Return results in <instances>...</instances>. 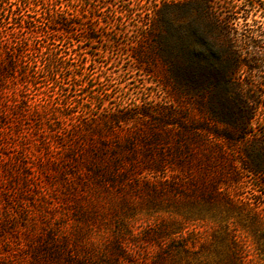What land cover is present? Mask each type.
<instances>
[{"label":"trees","instance_id":"16d2710c","mask_svg":"<svg viewBox=\"0 0 264 264\" xmlns=\"http://www.w3.org/2000/svg\"><path fill=\"white\" fill-rule=\"evenodd\" d=\"M218 1L227 15L216 12L213 0H156L148 15L151 28L144 36L148 43L133 53L136 61L148 60L152 53L164 86L174 93L175 107L181 109L175 115L165 108L157 113L160 125L177 131L153 136L151 144L171 140L173 147L151 150L148 168L160 176L155 183L164 187L151 190L183 195L189 203L198 202L199 208L219 214L223 209L238 210L259 225L264 238L260 191L264 189V22L256 15L261 11L264 19V2ZM116 2L99 0L102 7L111 6L116 18L123 17L128 10H118ZM86 15L62 0H0V128L25 121L40 136L71 134L79 140L68 148V161L86 169L88 181L117 185L132 180V169L123 171L120 157L127 143L109 148L105 139L134 117L133 109L112 111L99 101L95 113L78 100L64 109L47 95L51 89L63 91L66 80L77 87L84 77L75 71V59L61 53L65 38L98 41L97 31L89 26L96 19ZM94 16L99 17L96 11ZM34 38H42V44L35 45ZM61 69L69 72L67 77H61ZM148 70L145 73L150 74ZM137 114L149 116V109L140 107ZM145 153L149 156L150 151ZM175 169L181 173L168 180V171ZM246 177L254 179L253 202L242 197ZM196 216L186 213L183 222L172 220L157 231L155 242L167 237L169 245L154 264H167L164 255L186 254L189 245L197 242L196 232L187 226L204 220ZM213 239L219 246L229 242L227 263L242 264L248 257L249 247L227 227L216 231ZM68 243L55 241L50 234L38 249L54 264H74ZM256 252L264 262V246Z\"/></svg>","mask_w":264,"mask_h":264},{"label":"rangeland","instance_id":"374dc122","mask_svg":"<svg viewBox=\"0 0 264 264\" xmlns=\"http://www.w3.org/2000/svg\"><path fill=\"white\" fill-rule=\"evenodd\" d=\"M62 1L73 9L86 11L89 19L94 17L96 20H91L89 26L99 38L97 42L65 38L61 54L75 59L74 69L84 77L77 87L66 80L63 91L55 88L47 95L64 109L74 100L95 113L99 101L112 111L116 107L133 109L134 117L105 139L109 148L127 143L128 149H120V157L123 171L132 169V180L117 185L88 181L84 177L86 169L68 161V148L79 140L71 134L40 136L25 121L21 126L17 123L16 127L0 128V264H54L38 249L50 234L55 241H69L67 251L76 261L74 264H154L169 245L167 237L159 244L155 242L157 231L172 220L183 222L186 213L197 214L196 220L204 218L187 225L196 232L198 240L189 245L186 254L164 255L167 264H230L229 242L219 246L213 239L223 227L232 230L249 247L242 264H264L256 252L257 247L264 246L261 228L245 213L223 209L219 214L199 208L198 202L189 203L183 195L163 190L158 195L151 190L164 188L155 183L160 176L148 168L151 150L173 147L171 140L151 144L153 136L177 131L165 123L160 125L161 116L157 113L164 108L173 110L174 115L181 111L175 107L174 93L164 86L152 53L148 60L134 59L139 47L148 43L144 36L151 28L148 15L156 0H118L117 9L128 10L119 18L110 5L102 7L99 0ZM213 1L216 12L227 15V9L218 0ZM95 11L99 17L94 16ZM256 15L264 22L261 11ZM41 39L34 38L35 45L42 44ZM147 69L150 74L145 73ZM61 70V77H67L69 72ZM140 107L149 109V116L137 114ZM128 141L132 142L131 150ZM82 148L86 146L83 144ZM131 154L134 158L129 157ZM74 173L76 178L81 174L80 180ZM179 173L180 169L168 171V180ZM244 181L242 197L253 202L254 179L246 177ZM260 191L264 202V189Z\"/></svg>","mask_w":264,"mask_h":264}]
</instances>
